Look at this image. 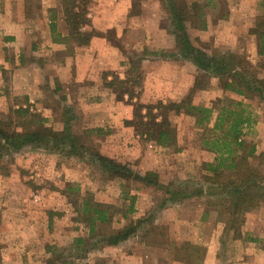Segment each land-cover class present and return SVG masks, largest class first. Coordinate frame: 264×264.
Returning <instances> with one entry per match:
<instances>
[{
  "label": "rangeland",
  "instance_id": "rangeland-1",
  "mask_svg": "<svg viewBox=\"0 0 264 264\" xmlns=\"http://www.w3.org/2000/svg\"><path fill=\"white\" fill-rule=\"evenodd\" d=\"M47 1L27 0L28 15L38 14ZM139 1L144 7L143 0ZM167 1L163 0L165 5ZM238 1L217 0L220 5L217 9L205 6L206 0H176V3L199 4L203 14L209 11L214 20L215 15L235 9ZM247 1L250 2L247 16L255 14L251 15L253 18L249 17L252 29L246 35L242 30L247 24L238 26L237 49L234 51L216 47L218 43L224 48L232 45L227 39V36L230 38V26L222 30L224 35L218 43L215 37L205 35L206 29H200V23L192 27L188 22L187 26L192 40H201L202 49L209 55L227 50L239 54L253 66H258L259 75L263 76L264 57L258 56L259 36L251 33L258 24H264V0ZM228 5L230 9H224ZM232 29L235 30L234 27ZM196 41L195 45H198ZM1 46L0 120L13 118L10 109H29L31 113L40 115L48 128L57 132L69 128L73 135L84 136L89 144L96 146L97 152L126 166L134 174H156L154 181L157 180L160 188L157 185L145 187L133 180H111L90 158L72 156L65 151L25 147L9 154L0 162V264H61L64 260L81 264H264V202L250 212L252 218L249 214L245 217L239 235L225 231V223L219 222L217 211L209 205L210 200H215L212 196H216L217 186L205 180L206 176H211L206 165L214 162L215 155L200 148L201 137L198 134L202 131L197 128L194 118L172 116L171 121L177 129V146L163 149L135 132L128 134L96 127L93 116L106 114L110 111L108 108L66 105L64 96L54 89H42L41 104H48L53 110L45 113L34 97L30 99L29 92L32 91L21 72L28 60L16 56L20 53L16 45ZM177 52L179 54L178 49ZM133 54L132 60L136 63L138 59ZM137 66L145 78L148 65L142 61ZM205 82L209 86L195 95V104L206 103L211 107L218 99L227 98L245 101L251 123L244 127V139L256 150L250 163L264 174V103L226 96L220 90L223 85L218 79ZM142 92L132 102L126 96L125 121H131L134 116L132 104L157 103L154 100L142 101ZM79 95L80 90H74V96L78 98ZM93 129H102L103 133H87ZM178 149L180 151L176 152ZM70 185L78 186L83 194L90 195L99 203L113 205L122 212L129 206L124 194L135 196V212L128 220L116 216L112 226L115 229L138 219L149 221L126 242L115 247H102L96 240L88 239L87 227L76 220V213L64 195V190ZM177 190L179 196L176 201L167 203ZM211 191L212 196L208 197ZM247 218L253 219L251 221L253 227H258V234L257 231H246ZM82 239L85 240L78 242ZM171 243L177 247L189 243L198 247L199 254L188 258V254L182 253L181 259L177 260V249L171 248Z\"/></svg>",
  "mask_w": 264,
  "mask_h": 264
},
{
  "label": "trees",
  "instance_id": "trees-1",
  "mask_svg": "<svg viewBox=\"0 0 264 264\" xmlns=\"http://www.w3.org/2000/svg\"><path fill=\"white\" fill-rule=\"evenodd\" d=\"M61 3L69 40L78 44L87 43L90 36L82 34L81 31L90 23L87 15L92 0H61ZM173 7L170 32L175 38L180 57L190 60L199 70V75L190 94L180 103L132 104L134 116L131 121L126 120L125 124L132 127L135 134L146 141L154 142L163 149H170L177 146V129L171 117L185 115L194 118L197 128L202 131L198 134L201 137L200 148L215 155L214 162L206 165V170L211 175L206 176V183L217 186L216 196H212L213 191L208 195L215 198L210 200L209 205L217 211L219 222L225 223V231H234L239 235L246 215L264 202V174L251 165L250 159L256 150L244 139L243 133L244 127L250 126L251 117L247 114L243 101L218 99L209 107L206 103L195 104L194 97L198 92L208 88L209 84L205 80L214 78L221 82L222 89L226 92L246 100L264 103V75L260 76L258 66H253L239 54L217 52L209 55L202 49L201 40H192L188 22L192 27L200 23L202 30L207 27L203 9L199 4L175 3ZM224 9H230V5ZM229 15L230 10L227 14L222 13L218 16L228 18ZM262 29L263 23L258 24L251 33L259 36L260 57H264ZM195 41L198 45H195ZM142 61L138 59L135 63L132 60L131 72L135 73L134 75L129 72L124 80L114 75L112 81L104 83L105 87L118 92L120 99L127 96L131 102L137 100L145 81L137 66V63ZM10 111L13 118L0 120V162L9 154L25 147L65 151L72 156L90 158L111 180L121 179L126 182L133 180L145 187L157 185L160 188L157 180L154 181L157 179L156 174L148 173L144 176L134 174L126 166L101 155L97 152L96 146L89 144L84 136L73 135L69 128H65L64 132L54 131L44 124L40 115L33 114L26 108ZM93 132L99 134L103 133V130L93 129L87 133ZM179 151L180 149L176 150ZM64 195L74 209L78 223L87 227L88 239L96 240L102 247H115L126 242L149 221L138 219L119 229L112 227L116 216L128 220L135 212L136 198L130 194H124V199L129 200L125 212L113 205L97 202L90 195L83 194L78 186H67ZM178 196L179 190L167 199V203L175 202ZM169 246L177 249V255L175 254L177 260L181 259L182 253L188 254V258L199 254L198 247L189 243H183L180 247L171 243ZM61 264L81 263L64 260Z\"/></svg>",
  "mask_w": 264,
  "mask_h": 264
},
{
  "label": "crops",
  "instance_id": "crops-1",
  "mask_svg": "<svg viewBox=\"0 0 264 264\" xmlns=\"http://www.w3.org/2000/svg\"><path fill=\"white\" fill-rule=\"evenodd\" d=\"M26 1L0 0V46L16 45L20 52L16 56L28 60L21 72L32 91L29 92L30 99L34 97L45 113L53 110L48 104L42 105L40 97L43 88H50L64 96L66 105L108 108L110 111L106 114L93 116L96 127L128 134L134 132L125 124L127 97L121 100L118 92L104 85L106 81H112L114 75L120 80L126 78L132 69V53L148 65L142 101L180 103L190 94L199 70L190 60L180 57L170 32L171 10L176 0H168L167 5L163 0H143L144 7L140 6L139 0H92L87 15L90 23L81 31L90 36L85 44L69 40L61 0H48L38 14L31 16L26 11ZM249 3L247 0L238 1L228 18L215 15L213 20L209 11L205 12L207 27L204 33L208 38L215 37L218 43L224 35L222 30L231 27L227 39L232 45L224 48L218 43L216 47L237 49L238 26L247 24L242 30L246 35L252 29L249 17L253 18L251 15L255 14L247 16ZM205 6L217 9L220 5L217 0H206ZM76 89L80 90L78 98L74 96ZM220 90L226 96L237 97ZM248 214L253 217L252 213ZM251 220L248 219L246 231H257L258 234V227H253Z\"/></svg>",
  "mask_w": 264,
  "mask_h": 264
},
{
  "label": "built area",
  "instance_id": "built-area-1",
  "mask_svg": "<svg viewBox=\"0 0 264 264\" xmlns=\"http://www.w3.org/2000/svg\"><path fill=\"white\" fill-rule=\"evenodd\" d=\"M245 127H247V126H245Z\"/></svg>",
  "mask_w": 264,
  "mask_h": 264
}]
</instances>
